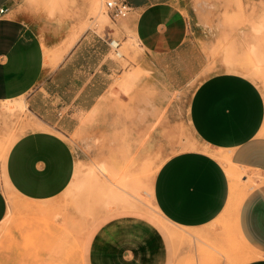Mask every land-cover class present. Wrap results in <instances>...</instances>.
<instances>
[{"label":"crops","instance_id":"0c3cea01","mask_svg":"<svg viewBox=\"0 0 264 264\" xmlns=\"http://www.w3.org/2000/svg\"><path fill=\"white\" fill-rule=\"evenodd\" d=\"M47 1L50 7L0 0L7 9L0 16V103L24 98L32 119L50 128L33 123L0 169L24 204H10L0 187V264H184L194 255V245L170 243L181 234L164 232L131 205L107 207L88 222L83 199L71 194L84 155L73 135L106 138L116 155L126 140L133 155L135 140H165L182 126L168 99L190 86L185 124L199 147L162 163L153 203L193 240L215 241L211 225L227 208L230 181L228 165L211 152L224 155L230 166L256 175L237 228L258 252L245 264H264V94L255 80L222 64L221 55H210L221 38L216 14L224 0H127L130 14L116 21L106 14L110 22L102 27L84 25L87 0ZM258 1L234 0L244 15ZM47 11H77L78 19ZM111 38L121 46L136 40L133 61L113 57ZM15 210L29 216L25 225L13 219Z\"/></svg>","mask_w":264,"mask_h":264},{"label":"rangeland","instance_id":"374dc122","mask_svg":"<svg viewBox=\"0 0 264 264\" xmlns=\"http://www.w3.org/2000/svg\"><path fill=\"white\" fill-rule=\"evenodd\" d=\"M58 1L51 0L50 4H57ZM87 1L91 5V9L87 11L84 25L102 27L104 24H108L110 22L108 16L103 19V16L106 15L105 0ZM28 3L36 6L48 5L47 0H28ZM252 4L248 14L244 15L241 8L235 5L234 0L223 1V12L216 14L217 24L222 29L221 38L212 46L210 55L212 57L221 55L222 64L248 75L259 84L264 94V0H259L258 5H254L253 2ZM46 13L64 15L72 20L78 19L77 11H47ZM243 27H246V30L242 31ZM135 43L136 40L132 38L131 41L122 44L120 53L125 59L133 61L130 54L138 52ZM120 62L126 64L125 60H120ZM192 92L193 86H190L179 93H170L169 95L168 100L174 102V110H176L177 119L182 121V126L176 132L167 133L165 140H151V143L148 139L135 140V153L133 155L130 154V147L126 144V140H120V149L116 155L112 154L110 140L106 138H94L92 134L73 135L72 141L77 140L83 144L84 155L82 164L78 163L77 176L74 174L76 181L73 184L74 190L71 194H74L77 199L78 197L83 199L88 222L93 221L100 213H105L107 207H126L132 204L131 206L150 217L163 231L166 227L181 234L182 238L170 240L173 246L176 243L178 246H185V244L195 246L194 255L185 258L184 264H245L251 260L250 254L254 251L245 244L238 233L236 217L239 207H236L234 211V208L230 210L227 206L229 211L226 209L223 212L225 214L222 213L214 221L211 228H214L217 236L216 240L211 242L200 235H195L193 240L184 234L181 229L164 220L156 212L157 208L153 203L152 184L162 163L173 154L199 147L185 124ZM21 100L25 103L24 98ZM3 108L4 105L0 103L1 143L6 144L13 138L18 139L32 129L30 126L33 123H36L26 108L10 112ZM162 141L166 143L164 147L158 145ZM216 153L213 152L214 156L220 160L221 155ZM101 165L104 167L103 172L97 170ZM90 169H92L91 172ZM236 172H239L241 177L238 182L233 184L234 188L237 187L233 188L235 193L232 189L230 191L239 200L232 198L234 195L231 194L230 203L231 201L234 202L235 199V201H239V204L234 202L235 206H238L250 189L255 186L256 175L249 174L246 170L236 169ZM0 187L7 198L10 197L13 202L20 201L9 191L3 178H0ZM228 205L230 207V204ZM15 211V214L12 215L13 219L17 216L18 224L25 225L29 216L24 213L21 214L20 210Z\"/></svg>","mask_w":264,"mask_h":264},{"label":"bare ground","instance_id":"6f19581e","mask_svg":"<svg viewBox=\"0 0 264 264\" xmlns=\"http://www.w3.org/2000/svg\"><path fill=\"white\" fill-rule=\"evenodd\" d=\"M97 1V0H96ZM49 6V5H48ZM50 7V6H49ZM93 11V10H92ZM107 17V15H105V16H103V19H105ZM110 20V19H109ZM103 22V21H102ZM82 23V22H81ZM84 31V30H83ZM74 38V37H73ZM75 42V41H74ZM67 47V46H66ZM64 51V50H63ZM249 51V50H248ZM250 52V51H249ZM251 52H252V50H251ZM61 55V54H60ZM64 55V54H63ZM56 58H58V57H56ZM254 67V66H253ZM257 68V67H256ZM256 68H255V70H256ZM2 105H4V108L6 109V110H8L9 112L10 111H16V109L17 110H23L24 108H26L25 107V104H24V102L23 101H20V100H18V101H15V102H3L2 103ZM3 108V109H4ZM2 111V110H1ZM3 111H5V110H3ZM20 112V111H19ZM90 115V114H89ZM34 129H41V130H49V129H47V127H45L44 125H42V124H40L39 122H37V123H35V125H34ZM7 138V137H6ZM8 140V139H7ZM17 140V138H13V139H11L9 142L8 141H6V142H8V143H6V144H4V143H1L0 142V169L1 170H3V167H4V162H5V159H6V154H7V151H8V149L13 145V143L15 142ZM204 149V148H203ZM212 154H213V152H211ZM217 154V153H216ZM218 156V155H217ZM224 155H221V161L224 163V164H227L228 166H226L227 168H226V172H227V175H228V178H229V181H230V190L232 189V191L235 189V188H237V187H233V184L237 181L238 182V180L240 179V177H241V175L239 174V172H236V169L234 168V167H232V166H230L229 164V162H228V160L225 158V156L223 157ZM219 158H220V155H219ZM228 158V157H227ZM217 159V158H216ZM234 166V165H233ZM103 165H101V166H99L98 168H97V170L99 171V172H103ZM91 170L92 169H90V172H91ZM238 170V169H237ZM78 174V164H77V166H76V170H75V174ZM88 173V172H87ZM86 173V174H87ZM77 174L75 175V176H77ZM252 184V183H251ZM7 186L9 187V185L7 184ZM235 186V185H234ZM234 188V189H233ZM232 191H230V198H229V201H228V204H230V207H229V205H227L228 206V208L231 210L232 208H234L233 210L235 211V209H236V207H239L240 205H238L239 204V201H235V199H234V202H236V203H238L237 205L238 206H235L236 204H234V202H232L231 201V203H230V200H231V197H232V195H234V197H232V198H236V196H235V192L232 194ZM236 191V190H235ZM232 194V195H231ZM124 196V195H123ZM20 197V196H19ZM22 198V197H21ZM126 198V197H125ZM236 199H238L239 200V198H236ZM24 200V199H23ZM8 201H9V203L10 204H13V200L10 198V197H8ZM26 202H29L28 200H25ZM128 201V200H127ZM241 201V200H240ZM31 203V202H30ZM33 203H36V202H33ZM37 203H39V202H37ZM44 203V202H43ZM133 203V202H132ZM234 204V205H233ZM242 204V203H241ZM132 205V204H131ZM232 205V206H231ZM41 206V205H40ZM156 207V206H155ZM43 208V207H42ZM227 209V208H226ZM229 209H227V211H229ZM156 212H158V210L156 211ZM228 213V212H227ZM159 214V213H158ZM225 213H223V215H224ZM239 214V213H238ZM55 216V215H54ZM56 217V216H55ZM238 217H236V219H237ZM237 221V220H236ZM238 223V222H237ZM236 224V223H235ZM238 225V224H237ZM237 227V226H236ZM45 243V242H44ZM258 252H251V254H250V259L251 260H253L254 258H256L257 256H258V254H257ZM260 256V255H259ZM250 260V261H251ZM56 262V261H55Z\"/></svg>","mask_w":264,"mask_h":264},{"label":"built area","instance_id":"2783aa9c","mask_svg":"<svg viewBox=\"0 0 264 264\" xmlns=\"http://www.w3.org/2000/svg\"><path fill=\"white\" fill-rule=\"evenodd\" d=\"M104 8L105 14L113 21L124 19L131 12V7L127 0H105ZM6 11L7 9L0 8V16L4 15ZM107 45L115 59H122L123 55L120 53L121 45L119 41L111 38L107 41Z\"/></svg>","mask_w":264,"mask_h":264}]
</instances>
